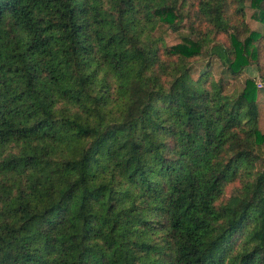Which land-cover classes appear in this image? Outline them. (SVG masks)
I'll list each match as a JSON object with an SVG mask.
<instances>
[{"label":"trees","instance_id":"16d2710c","mask_svg":"<svg viewBox=\"0 0 264 264\" xmlns=\"http://www.w3.org/2000/svg\"><path fill=\"white\" fill-rule=\"evenodd\" d=\"M248 5L0 0V264H264Z\"/></svg>","mask_w":264,"mask_h":264},{"label":"rangeland","instance_id":"374dc122","mask_svg":"<svg viewBox=\"0 0 264 264\" xmlns=\"http://www.w3.org/2000/svg\"><path fill=\"white\" fill-rule=\"evenodd\" d=\"M247 16L249 27L253 30H259L264 33V25L255 21L252 18L253 11L247 7ZM165 39L166 46H174L182 42L178 33L174 32L171 29H168L167 32L163 35ZM262 60L260 65L255 63L245 69V71L237 78H232L230 73L227 72V65L218 57L214 56L211 60V70L216 79L224 78L226 83V90L229 93H238L243 89L244 81L246 79H254L258 82V93H257V104L259 107L260 113V131L264 132V81H261V78H264V49H262ZM200 74V71L197 72L194 77L196 78Z\"/></svg>","mask_w":264,"mask_h":264}]
</instances>
